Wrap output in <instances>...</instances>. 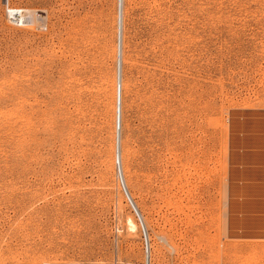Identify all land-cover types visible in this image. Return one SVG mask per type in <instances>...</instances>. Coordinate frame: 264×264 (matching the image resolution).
<instances>
[{
	"label": "rangeland",
	"instance_id": "rangeland-1",
	"mask_svg": "<svg viewBox=\"0 0 264 264\" xmlns=\"http://www.w3.org/2000/svg\"><path fill=\"white\" fill-rule=\"evenodd\" d=\"M118 6L0 0V264H264V0H123L121 172Z\"/></svg>",
	"mask_w": 264,
	"mask_h": 264
},
{
	"label": "bare ground",
	"instance_id": "bare-ground-1",
	"mask_svg": "<svg viewBox=\"0 0 264 264\" xmlns=\"http://www.w3.org/2000/svg\"><path fill=\"white\" fill-rule=\"evenodd\" d=\"M11 10L9 9V11H11ZM25 17L28 18L26 12H25ZM123 22H124V18H123V0H119L118 13H117V26H118V56H117V61H119V63L118 62L117 63L120 64V66L118 68L119 73H120V74L118 73L119 74V85H120L119 86V101H120L119 102V130H118V136H119V138H118V140H119L118 141V159H119V165H120V172H121V164L120 163H121V158H122L121 152H120V129H121V115H120V112H121V96H120V93H121V73H122V43H123L122 42V40H123V38H122L123 37L122 36V32H123L122 31V26L124 24ZM122 187H124L123 184H122ZM123 191L126 192L125 189ZM126 194L127 193H125V195ZM126 197H127L128 201H129V203L131 204V201H130L129 197L127 195H126ZM131 205H133V204H131ZM138 219L140 221L139 216H138ZM129 224H130V228L135 231V229H136L135 224L131 220H129ZM144 264H150V256L149 255H145L144 256Z\"/></svg>",
	"mask_w": 264,
	"mask_h": 264
},
{
	"label": "built area",
	"instance_id": "built-area-1",
	"mask_svg": "<svg viewBox=\"0 0 264 264\" xmlns=\"http://www.w3.org/2000/svg\"><path fill=\"white\" fill-rule=\"evenodd\" d=\"M8 15H9V18L11 19V22L16 26H23L27 22V18L25 17V11L21 8H15V9H12L11 11L8 10ZM140 224H141V222H140ZM142 235H143V242H144L143 243L144 244V251H145V254L148 255V252H149L148 241H147V238L145 236V231H144L143 227H142Z\"/></svg>",
	"mask_w": 264,
	"mask_h": 264
}]
</instances>
